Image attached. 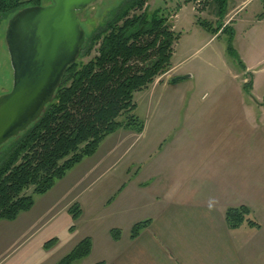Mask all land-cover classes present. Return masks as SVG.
<instances>
[{
  "label": "rangeland",
  "instance_id": "obj_1",
  "mask_svg": "<svg viewBox=\"0 0 264 264\" xmlns=\"http://www.w3.org/2000/svg\"><path fill=\"white\" fill-rule=\"evenodd\" d=\"M122 1L94 0L78 11L85 36L91 35ZM195 1L146 0L145 11L160 9L179 33L171 57L176 69L183 73L169 78L165 73L159 74L146 88L134 92L132 113L143 122L144 132L135 138V133L119 128L107 135L93 155L69 169L46 193L33 194L34 205L11 223L9 236L27 239L29 244L54 238L56 255H65L87 235L91 223L85 218L73 221L68 212L70 206L77 203L88 211L91 206L102 205L100 201L108 191L127 185L136 172L145 175L180 158L242 159V172L247 177L242 175L241 192L252 204L247 217L264 223V21H258V15L264 12V0H230L223 20L224 25L234 28L233 47L243 68L226 51V33L218 32L211 39L213 34L197 23L200 18L216 26L213 3L199 0L201 5L197 6ZM240 8L245 9L234 16ZM8 19L9 16L0 17V95L12 86L5 43ZM97 47L94 44L90 54L81 60L86 62L96 54ZM188 73L192 77L184 79L178 92H170L162 83L157 85L165 78ZM244 84L249 85L248 90ZM221 111H229L232 116H223ZM162 127L167 134H157ZM7 147H0V161ZM32 189L30 186L24 192L32 193ZM256 196L258 199L253 200ZM72 224L74 231L69 230ZM17 227L21 229L17 231ZM7 232L0 228V236H8Z\"/></svg>",
  "mask_w": 264,
  "mask_h": 264
},
{
  "label": "trees",
  "instance_id": "obj_2",
  "mask_svg": "<svg viewBox=\"0 0 264 264\" xmlns=\"http://www.w3.org/2000/svg\"><path fill=\"white\" fill-rule=\"evenodd\" d=\"M208 1L215 7L216 26L200 18L197 23L212 34L226 33V51L243 68L233 47L234 28L223 23L230 0ZM49 2L0 0V17ZM195 2L201 5L199 0ZM145 3L146 0L122 1L91 35L85 36L76 61L65 70L53 100L41 116L3 144L8 147L0 161V219L12 221L30 210L33 194L46 193L69 169L93 155L107 135L119 128L136 133L143 130V122L132 113L133 94L169 70L172 46L180 36L168 16L160 9L147 13ZM262 15L264 12L259 17ZM94 44H98L96 54L83 62L81 58L90 54ZM248 86L243 85L245 90ZM30 186L32 193L26 194L24 191ZM68 212L74 221L80 215L79 205L74 203ZM249 214L245 205L228 207L225 219L230 226L246 222L259 227L257 221L247 217ZM148 222L135 223L130 237L137 236ZM74 228V224L69 226L70 231ZM110 233L117 240L120 229L111 228ZM55 242L52 238L43 246L50 248ZM91 246V238L85 236L54 264H73L89 255Z\"/></svg>",
  "mask_w": 264,
  "mask_h": 264
},
{
  "label": "crops",
  "instance_id": "obj_3",
  "mask_svg": "<svg viewBox=\"0 0 264 264\" xmlns=\"http://www.w3.org/2000/svg\"><path fill=\"white\" fill-rule=\"evenodd\" d=\"M262 16L258 21H264ZM234 21L237 31L238 20ZM176 70L171 57L167 78L183 73ZM191 77L188 73L175 82L165 78L157 85L162 83V87L175 93L184 79ZM219 114L232 116L229 111ZM145 129L144 126L139 133L126 131L137 134L136 138ZM167 133L164 127L157 132ZM241 165L242 159L231 157L180 158L145 175L136 172L127 185L108 191L100 201L102 205L91 206L88 211L79 206L80 215L74 221H91L85 236L91 238L92 246L89 255L73 264H264V223H259V227L246 222L230 226L225 219L228 207L252 206L242 196V175L246 178L247 174H243ZM16 219H0L2 232L8 231V236H0V264H54L64 256L56 255L57 242L45 248L42 241L29 244L27 239L9 236L10 225ZM144 220L149 222L131 238L132 226ZM111 228L120 229L117 240L112 238Z\"/></svg>",
  "mask_w": 264,
  "mask_h": 264
},
{
  "label": "water",
  "instance_id": "obj_4",
  "mask_svg": "<svg viewBox=\"0 0 264 264\" xmlns=\"http://www.w3.org/2000/svg\"><path fill=\"white\" fill-rule=\"evenodd\" d=\"M50 1L23 7L7 21L5 43L12 86L0 95V147L41 116L85 41L77 12L94 0Z\"/></svg>",
  "mask_w": 264,
  "mask_h": 264
}]
</instances>
